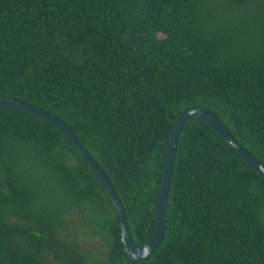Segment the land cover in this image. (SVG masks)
Segmentation results:
<instances>
[{"label":"trees","instance_id":"trees-1","mask_svg":"<svg viewBox=\"0 0 264 264\" xmlns=\"http://www.w3.org/2000/svg\"><path fill=\"white\" fill-rule=\"evenodd\" d=\"M0 97L68 128L142 245L182 111L215 114L264 166V0H0ZM0 264H264V181L189 117L162 241L132 261L109 197L72 144L0 105Z\"/></svg>","mask_w":264,"mask_h":264},{"label":"water","instance_id":"water-1","mask_svg":"<svg viewBox=\"0 0 264 264\" xmlns=\"http://www.w3.org/2000/svg\"><path fill=\"white\" fill-rule=\"evenodd\" d=\"M0 105L8 107L17 111L27 113L29 115L38 117L57 128L66 139L72 144L77 153L85 161L88 167L91 169L95 177L100 182L101 186L105 190L107 196L109 197L111 204L115 210L119 229H120V239L123 245V250L127 257L132 261H139L150 256L154 253L158 246L160 245L163 233H164V216L167 204V198L169 194V188L171 184V177L173 171V163L176 154L177 142L184 122L192 116L200 118L206 125L213 129L233 150H235L238 155H240L263 179L264 181V166L254 158L249 152L242 148L236 140L231 136L226 127L220 122L218 117L201 108H189L182 111L176 118L172 130L169 136L166 155L162 171L161 187L159 192V199L156 206L155 212V228L150 236V238L142 245L136 246L132 243L131 235L128 230L126 216L123 211L121 202L118 198L116 191L114 190L112 184L109 182L108 178L105 176L100 167L92 159V157L86 152V150L81 146L73 134L68 130V128L56 117L33 107L31 105L17 102L11 99L0 97Z\"/></svg>","mask_w":264,"mask_h":264}]
</instances>
